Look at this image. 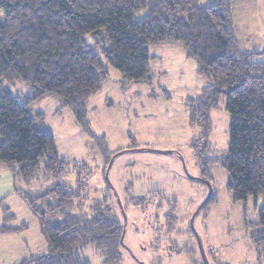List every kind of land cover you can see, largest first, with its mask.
I'll list each match as a JSON object with an SVG mask.
<instances>
[{
	"label": "trees",
	"instance_id": "16d2710c",
	"mask_svg": "<svg viewBox=\"0 0 264 264\" xmlns=\"http://www.w3.org/2000/svg\"><path fill=\"white\" fill-rule=\"evenodd\" d=\"M199 1L0 0V164L26 184L40 170L42 159L46 174L65 173L66 162L44 126V114L32 109L46 96L61 102L57 110H71L81 131L96 139L106 158L110 153L103 138L94 137L87 122V106L109 77L100 56L125 81L149 83L154 58L148 47L180 45L187 59L196 63V73L210 80L198 98L187 101L188 123L200 128L192 148L201 174L210 181L208 168L217 164L228 174L226 189L233 204L252 198L257 222H249L243 214V226L255 250L264 256V60L253 61L264 50L238 47L235 0H211L205 5ZM138 13L143 15L137 18ZM88 36L108 46L95 54L86 43ZM15 82L28 87L31 95L22 101L14 97L6 84ZM221 100L230 118L228 148L224 155L204 158L212 132L210 112ZM117 153L108 156L105 170ZM82 189L78 179L76 192L56 185L35 198L41 201L39 208L29 202L47 253L21 264H90L79 252L86 247L99 254L101 264H122V221L96 205L88 215L80 212ZM215 201L211 192L200 209ZM174 211L171 206L166 221L175 220ZM0 231L16 229L3 226ZM185 253L188 263L196 264L193 252Z\"/></svg>",
	"mask_w": 264,
	"mask_h": 264
},
{
	"label": "rangeland",
	"instance_id": "374dc122",
	"mask_svg": "<svg viewBox=\"0 0 264 264\" xmlns=\"http://www.w3.org/2000/svg\"><path fill=\"white\" fill-rule=\"evenodd\" d=\"M233 14L238 47L262 52L264 0H235ZM85 40L95 54L108 46L99 38ZM148 51L157 57L149 65V83L125 81L100 56L109 77L87 106V122L93 136L103 138L110 154L118 152L106 170L110 154L105 158L96 139L81 131L70 109L57 110L61 102L52 96L33 104L34 111L44 114V126L54 137L66 171L50 176L43 171L42 159L40 170L26 184L0 164V229H16L0 231V264H21L47 253L29 202L39 208L41 201L35 198L56 185L76 192L78 179L83 188L77 203L80 212L88 215L96 205L122 221V264H189L188 250L196 264H205L203 255L208 264H264V256L255 250L243 226V214L249 222H257L252 198L245 204H233L226 189L227 172L212 164L208 168L211 180H205L192 148L200 128L188 123L187 101L198 98L210 80L196 73V63L187 59L180 45H150ZM263 60L264 54L253 59ZM6 86L21 101L31 95L23 83ZM224 104L221 100L219 108L210 112L212 132L209 148L202 152L204 158L227 151L230 118ZM198 146L201 150L202 144ZM209 186L216 201L201 210ZM171 206L175 220L166 221ZM79 252L90 264H101L99 254L90 247Z\"/></svg>",
	"mask_w": 264,
	"mask_h": 264
},
{
	"label": "water",
	"instance_id": "95a60500",
	"mask_svg": "<svg viewBox=\"0 0 264 264\" xmlns=\"http://www.w3.org/2000/svg\"><path fill=\"white\" fill-rule=\"evenodd\" d=\"M207 184H208V182H207ZM208 185H209V184H208ZM210 193H211V189H210V186H209V195H210ZM209 195H208V197H209ZM208 197H207V198H208ZM199 210H200V209H198V211H199ZM198 211L196 212V214L198 213ZM196 214H195V215H196ZM193 217H194V216H193ZM123 236H124V235L122 234V236H121V240H120V243H121V244H122ZM197 243H198V246H199V248H200V251H201V253H202V255H203L202 247H201V245H200L198 239H197ZM203 258H204V260H205L204 263H205V264H208L204 255H203Z\"/></svg>",
	"mask_w": 264,
	"mask_h": 264
},
{
	"label": "crops",
	"instance_id": "0c3cea01",
	"mask_svg": "<svg viewBox=\"0 0 264 264\" xmlns=\"http://www.w3.org/2000/svg\"><path fill=\"white\" fill-rule=\"evenodd\" d=\"M151 56V55H150ZM151 57H153L154 58V60L152 61V62H154L156 59H157V57L156 56H151ZM262 202V201H261Z\"/></svg>",
	"mask_w": 264,
	"mask_h": 264
}]
</instances>
